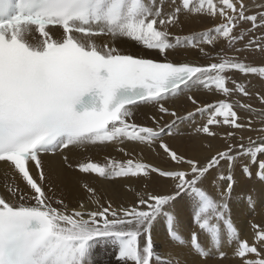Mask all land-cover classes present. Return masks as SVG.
I'll return each mask as SVG.
<instances>
[{
  "label": "snow or ice",
  "instance_id": "obj_1",
  "mask_svg": "<svg viewBox=\"0 0 264 264\" xmlns=\"http://www.w3.org/2000/svg\"><path fill=\"white\" fill-rule=\"evenodd\" d=\"M181 14L220 23L173 37L169 28L179 24ZM102 37L111 43H98ZM121 38L156 50L163 59L123 53L114 46ZM218 41L233 55L225 49L210 55L204 46L215 48ZM176 48L197 49L215 62L175 63L167 57ZM251 51L264 54V0H169L167 12L158 0H0V264H108L102 257L110 249L116 250V264H188L179 251L185 248L207 264L213 254L225 256L220 251L224 242L235 245L240 264H264V225L250 222L251 242L241 239L229 208L238 164L243 176L264 182V95L256 94L258 109L231 99L252 94L228 75L264 79V66L240 58ZM196 87L224 97L203 107L193 95L186 97L197 107L183 119L207 114L197 133L224 141L203 162L178 154L163 139L182 119L165 102ZM149 105L160 114L149 116L153 126L135 123L134 111ZM164 116L173 117L172 124L161 125ZM245 131L256 136L245 137ZM125 142L153 151L158 143L176 167L166 170L134 157L108 156L103 163L88 158L73 165L66 154ZM118 151L129 156L123 147ZM45 155H59L67 169L105 180L155 175L170 180L171 190L159 194L126 184L134 203L114 207L85 181L80 187L87 202L70 209L55 197ZM213 172L219 198L199 186ZM182 195L192 198L199 230L187 239L170 211ZM161 218L169 244L177 249L166 258L155 251L152 237Z\"/></svg>",
  "mask_w": 264,
  "mask_h": 264
},
{
  "label": "bare ground",
  "instance_id": "obj_2",
  "mask_svg": "<svg viewBox=\"0 0 264 264\" xmlns=\"http://www.w3.org/2000/svg\"><path fill=\"white\" fill-rule=\"evenodd\" d=\"M164 5L165 12L169 11V0H158ZM220 23L219 19H212L210 17L204 16H188L181 14L179 24L169 28L172 36H186L192 33H198L212 28L214 25ZM109 42V37H102L98 39V43ZM137 44V43H136ZM114 46L120 49L123 53H130L136 56H143L145 58H151L154 60H162L156 50H148L144 53H138L128 49V44L126 38L117 39ZM206 51L210 55L215 56L216 53L221 52L225 47V43L218 41L215 48L211 46H204ZM153 51V53H152ZM151 52L152 54H150ZM227 55H233L232 52H227ZM240 58H245L240 55ZM175 63H194L198 65H207L211 62H215L201 55L197 49L192 48H176L169 50L167 57ZM256 66H264L261 61L254 62ZM250 64V63H249ZM239 73L232 72L231 78L237 80L238 78H244L246 76H239ZM250 80L251 76H248ZM246 79V78H245ZM249 80V81H250ZM263 80V81H262ZM256 80L253 86L249 87V92L252 94L250 98H238L242 99L245 103H250L254 108H259L260 104L257 99L256 94L264 95V79ZM240 82V81H238ZM232 85L229 84V87ZM193 95L199 102V106L203 107L205 104H212L215 101L222 99L224 97L216 94L214 91L210 92L201 87L194 88L190 93H185L177 98H171L165 102V106L171 110L176 111L178 116H182L193 112L197 106L192 105L187 100V95ZM235 96L231 99L235 100ZM241 116L247 118L248 115L241 112ZM155 115L159 118V113L153 106H141L139 109L134 111L133 120L137 124L153 126L152 121L149 116ZM255 119V117H253ZM185 120L184 125H178L176 123L172 127L173 135L165 134L163 136L164 141L175 150L178 154L183 155L188 158L199 159L202 162L204 159L213 154L217 149H222L224 147V141L219 137L212 139L204 136L203 134L197 133L195 126L200 124V126L206 122L207 115L204 117H196V123L194 124L193 117ZM174 120L171 116H164L161 120V125H165L169 122L172 124ZM258 126V125H257ZM217 132L227 131L226 128H215ZM245 137L256 136L255 132L245 131L243 133ZM205 144H210L211 148H205ZM123 147L125 151L129 153L126 157L118 149ZM69 157L70 162L75 165L85 159L91 158L93 161H98L103 163L104 158L114 157L116 159H127L134 157L135 159L143 160L144 162L151 163L162 169H174L176 166L170 162L163 152L159 149L158 143L155 146V151L150 150L146 146L136 145L132 143L125 142L123 145H108L104 147H94L89 146L87 149H70L66 153ZM264 158V157H261ZM45 166V173L49 175L52 179V183L55 189V197L64 199L65 203L69 205V208L77 207L80 201L87 202L86 193L80 187L82 182H87L97 191L101 201L106 203L111 201L114 207L119 206H131L136 197L133 192L128 191L125 188L126 184H130L133 188L138 190H144L152 193L165 194L171 190L172 182L170 180H165L159 178L155 175L150 180H135V179H114L105 180L99 177L80 174L78 171L67 169L62 162L59 155H45L42 157ZM186 167V166H185ZM3 166L0 165V193L4 192L3 188ZM255 173V167L252 169ZM215 176V172L211 173L207 179L203 181L200 187L204 188L210 195L215 198H219V189L213 186L212 180ZM235 186L231 193V198L229 200L230 215L234 225L237 227L240 238L248 239L251 242L252 233L249 227L250 222L257 223L259 225H264V182L258 180L255 175L252 178H246L241 174L240 167L235 169L234 172ZM146 185V187H145ZM23 187V185H21ZM51 195V194H50ZM193 201L189 195H182L177 199L176 202L170 208V211L174 212L178 221V228L181 235L184 238H188L193 231H198L193 223ZM254 204V207H253ZM152 237L155 246V251L161 255L162 258H166L170 253L177 251L168 242L166 234V223L163 218L159 219L153 226ZM201 240H204L203 234H201ZM235 245H229L224 242L220 248V251L225 253L223 258H220L218 254H213L207 260V264H240L238 258L233 254ZM181 257L186 259L188 264H200L199 260L189 255L188 250H179ZM98 257L100 256L99 250H97ZM116 250H108V254L104 255L102 258L108 261V264H116Z\"/></svg>",
  "mask_w": 264,
  "mask_h": 264
},
{
  "label": "rangeland",
  "instance_id": "obj_3",
  "mask_svg": "<svg viewBox=\"0 0 264 264\" xmlns=\"http://www.w3.org/2000/svg\"><path fill=\"white\" fill-rule=\"evenodd\" d=\"M257 35H259V33H257ZM127 40V44H128V49H130V50H132V51H135V52H138V53H144V52H147L149 49H146V48H144V47H142L141 45H139V44H136V42L135 41H131V40H129V39H126ZM237 47H240V45H237ZM223 49H225V51L226 52H231V51H227V49H226V45H225V47L223 48ZM150 54H152L153 53V51H152V53L151 52H149ZM233 54V53H232ZM242 57H243V55H245V58H241L242 60H245V62H247V63H250L252 66H256V64L254 63V62H257V61H261V63H264V54H262V53H260V52H258V51H251V52H247V53H241L240 54ZM229 56H231V55H229ZM228 75L231 77L232 76V72L231 73H228ZM239 76H242L241 74L239 75ZM246 78V79H245ZM251 80H250V78L248 77V76H246V77H244V78H241V80L238 78L236 81L238 82V81H240L241 83H243V84H245L246 85V87H247V89H248V91H249V87L250 86H253L254 85V83H255V81L258 79V80H262L260 77H258V76H251ZM234 79V78H233ZM250 80V81H249ZM263 81V80H262ZM236 98H235V100L236 99H238V98H242V99H245L244 97H239V96H235ZM193 112H195V110L193 111ZM187 114H185V115H182V116H180V117H182V119L181 120H179V121H177V122H179V124L178 125H180V126H183L184 125V122H185V120H183V117H185ZM207 114H201V113H196L194 116H192L193 117V121H194V124L196 123V117H204V116H206ZM189 119H187L186 121H188ZM167 124H169V122L167 123ZM167 124H165V125H167ZM200 127V124H197L196 126H195V128L197 129V128H199ZM197 132V131H196ZM240 166H239V164L237 165V168H239ZM199 231V230H198Z\"/></svg>",
  "mask_w": 264,
  "mask_h": 264
}]
</instances>
